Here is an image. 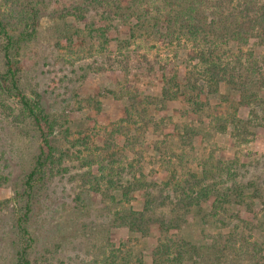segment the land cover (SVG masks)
<instances>
[{"label": "rangeland", "instance_id": "374dc122", "mask_svg": "<svg viewBox=\"0 0 264 264\" xmlns=\"http://www.w3.org/2000/svg\"><path fill=\"white\" fill-rule=\"evenodd\" d=\"M40 1L38 33L19 55L21 85L29 96H40L54 122L51 140L61 164L48 172L33 201L32 264H153L162 239L205 247L218 242L223 247L221 234L235 225L242 229L240 243L249 251L227 264H260L256 260L264 258V119L244 129L226 125V116L250 118L251 108L235 106L232 98L238 91L229 96L225 84L212 97L205 81L198 86L208 95L203 99L206 109L195 113L185 100L191 96L186 89L191 76L194 81L191 71L202 69L189 57L192 44L164 43L154 33L152 18L146 27H136L134 17L107 22L106 42L70 14L81 0ZM3 4L0 0V9ZM87 17L88 22L99 21L97 11ZM164 26L161 23V29ZM3 71L0 53V74ZM165 87L173 90V98L162 100ZM132 99L149 102L147 126L127 120ZM6 105L7 110L0 108V176L6 178H0V264H15L20 206L14 196L24 188L40 138L16 100ZM204 170L205 185L242 188L243 201L233 199L228 212H220L225 221L204 218L196 205L174 204L176 192H182L179 184L190 174L203 178ZM154 196L160 202L169 196L158 208H175L177 221L162 229L149 216L143 230L132 226L130 218ZM200 206L208 212L209 207ZM186 264L203 261L199 256Z\"/></svg>", "mask_w": 264, "mask_h": 264}, {"label": "trees", "instance_id": "16d2710c", "mask_svg": "<svg viewBox=\"0 0 264 264\" xmlns=\"http://www.w3.org/2000/svg\"><path fill=\"white\" fill-rule=\"evenodd\" d=\"M1 1L2 4L3 2L6 4L0 9V53L4 62V71L0 74V108H4L5 111L8 108L6 104L10 100H16L22 113L32 120L40 138L39 153L26 177L24 188L14 196L18 208L20 206L17 216L19 241L15 264H32L29 252L35 240L29 229V222L33 201L40 188L46 184L48 172L56 164L59 166L61 160L57 159L56 148L51 140L54 122L45 112L40 96H29L21 85L23 67L19 55L23 46L33 40L38 33L42 2ZM73 9L70 14L87 25L89 33H99L106 42L110 29L107 22L111 23L119 18L128 22L134 17L133 19L137 21L136 27L137 23L140 27H146V22L152 18L153 27L156 29L154 33L159 34L164 43L171 44L184 40L192 44L189 57L202 69L197 73L191 71L194 81L191 76L186 85L187 94L191 96L185 100L195 113L199 114L206 109L203 99H208V95L205 96L203 88L198 86L200 81H205L212 97L219 95V87L225 84L229 96H232V90L238 91L232 98L235 106L245 105L251 108L250 118L243 120L237 119L236 115L231 118L226 116L222 119L226 125L244 129L259 125L264 119V113H260L264 112V0H81ZM93 11L99 13V21L88 22L87 16ZM161 23L165 25L164 29H161ZM135 26L130 27L132 32L135 31ZM19 29H21L19 33L14 34ZM125 53L127 52L122 55H126ZM176 77L177 75L175 79ZM202 82L201 84H204ZM172 91L165 87L162 100L173 98ZM146 104L136 103L132 99L131 107L127 108V120L131 119L134 123L141 122L147 126ZM226 125H223V129H226ZM192 130L193 135L197 134L195 129ZM228 169L229 174L233 175L231 166ZM203 173V178L198 174H190V178L186 179L184 184H179L182 192H176L174 204L182 203L188 207L196 205L200 214H204V218L212 217L225 221L224 213L235 203L234 200L239 201L238 203L243 201L242 188L205 185L207 170ZM0 178L6 180L2 176ZM175 191L179 190L175 188ZM127 195L125 194V197ZM168 197L164 196L160 202L154 196V199L146 202L142 211L135 212L130 218L131 225L143 230L148 225L145 220L149 216L158 220L162 229L168 223L174 224L177 221L175 208L166 205L169 208L168 212L158 208V204L165 203L164 200ZM201 204L209 207L208 212L200 209ZM167 213L170 215L168 220ZM223 223L226 225V222ZM239 227L235 225L228 234H221L225 240L223 247L218 246V242L205 247L190 244L185 240L168 243L162 239L153 255V264H186L187 261H197L199 256L203 264L206 262L227 264L237 258L242 259V255L248 253L249 248L240 243V240L243 241V235L242 231H238L242 230ZM237 243L239 248L236 246ZM122 262L127 263L125 259ZM256 262L264 264V258L257 259Z\"/></svg>", "mask_w": 264, "mask_h": 264}]
</instances>
